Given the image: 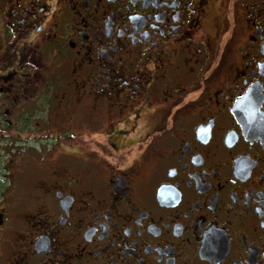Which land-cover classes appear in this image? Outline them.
Listing matches in <instances>:
<instances>
[{
    "label": "flooded vegetation",
    "instance_id": "flooded-vegetation-1",
    "mask_svg": "<svg viewBox=\"0 0 264 264\" xmlns=\"http://www.w3.org/2000/svg\"><path fill=\"white\" fill-rule=\"evenodd\" d=\"M4 116L0 264H264V0H0Z\"/></svg>",
    "mask_w": 264,
    "mask_h": 264
},
{
    "label": "rangeland",
    "instance_id": "rangeland-1",
    "mask_svg": "<svg viewBox=\"0 0 264 264\" xmlns=\"http://www.w3.org/2000/svg\"><path fill=\"white\" fill-rule=\"evenodd\" d=\"M66 74V70L60 71V76H65ZM4 120H11L12 122L10 124H12L14 118L7 116L0 117V122L3 123ZM24 140L21 141L14 138V140L8 141L5 138H0V172H3L7 176H13L12 170L14 168L16 169V166L20 164V167L23 168V172L25 173V178L29 179L31 176H34L31 174L34 167L47 159L52 149L44 145L39 146V144H34L32 141L28 142L27 137ZM57 152H61V150H57ZM9 170L12 174H9Z\"/></svg>",
    "mask_w": 264,
    "mask_h": 264
}]
</instances>
